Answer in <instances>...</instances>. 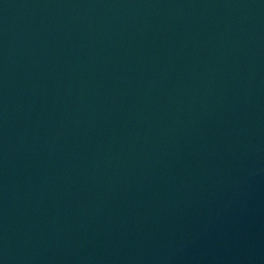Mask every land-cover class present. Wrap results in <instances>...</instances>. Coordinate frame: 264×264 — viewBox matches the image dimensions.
<instances>
[{
	"label": "water",
	"instance_id": "95a60500",
	"mask_svg": "<svg viewBox=\"0 0 264 264\" xmlns=\"http://www.w3.org/2000/svg\"><path fill=\"white\" fill-rule=\"evenodd\" d=\"M0 264H264V0H0Z\"/></svg>",
	"mask_w": 264,
	"mask_h": 264
}]
</instances>
